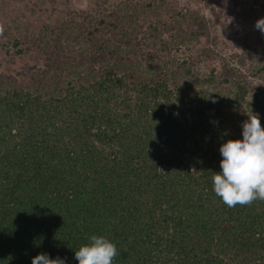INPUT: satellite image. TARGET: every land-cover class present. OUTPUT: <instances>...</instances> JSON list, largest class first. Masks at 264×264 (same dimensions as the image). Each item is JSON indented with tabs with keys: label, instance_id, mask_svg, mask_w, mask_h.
Returning <instances> with one entry per match:
<instances>
[{
	"label": "trees",
	"instance_id": "obj_1",
	"mask_svg": "<svg viewBox=\"0 0 264 264\" xmlns=\"http://www.w3.org/2000/svg\"><path fill=\"white\" fill-rule=\"evenodd\" d=\"M131 11L60 22L27 81L0 70V264H78L92 235L113 264H264V201L228 207L211 179L251 111L264 126V83L172 63L157 28L134 44Z\"/></svg>",
	"mask_w": 264,
	"mask_h": 264
},
{
	"label": "rangeland",
	"instance_id": "obj_2",
	"mask_svg": "<svg viewBox=\"0 0 264 264\" xmlns=\"http://www.w3.org/2000/svg\"><path fill=\"white\" fill-rule=\"evenodd\" d=\"M116 7L135 8L138 14L134 44L157 28V45H181L172 51V63L188 58L200 71L224 72L229 81H247L250 88L264 83V34L255 28L264 18V0H0V70L8 68L27 81L37 72L35 65L44 64L47 46L64 42V35L57 39L60 22L87 25L94 17L95 27ZM19 49L22 56H17ZM161 57L167 59V53Z\"/></svg>",
	"mask_w": 264,
	"mask_h": 264
},
{
	"label": "clouds",
	"instance_id": "obj_3",
	"mask_svg": "<svg viewBox=\"0 0 264 264\" xmlns=\"http://www.w3.org/2000/svg\"><path fill=\"white\" fill-rule=\"evenodd\" d=\"M255 28L264 34V18L256 21ZM242 139H229L219 148L222 157L220 171L212 172L213 191L228 207L251 205L264 201V126L258 114L251 111L242 122ZM116 245L105 236L92 235L89 243L75 251L78 264H113ZM32 264H65L57 257L39 254Z\"/></svg>",
	"mask_w": 264,
	"mask_h": 264
}]
</instances>
